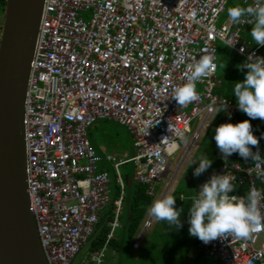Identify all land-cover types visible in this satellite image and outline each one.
<instances>
[{
  "label": "built area",
  "instance_id": "built-area-1",
  "mask_svg": "<svg viewBox=\"0 0 264 264\" xmlns=\"http://www.w3.org/2000/svg\"><path fill=\"white\" fill-rule=\"evenodd\" d=\"M228 1L43 0L22 126L27 200L47 264H70L93 232L109 192L107 171L99 168L102 161L112 162L119 192L112 200L105 241L90 256L94 264H101L105 244L119 228L124 191L118 166L131 161L133 182L145 185L144 192L153 196L154 184L169 166L167 158L191 122L187 152L219 110L222 124L229 123L235 108L227 101L221 109L224 99L213 92L216 68L197 82V101L181 107L172 99L174 88L187 82L188 66L205 49L224 44L245 60L264 57V46L245 36L252 24H233L228 15L218 23ZM237 2L248 7L257 0ZM97 120H111L129 131L134 147L130 158L115 161L95 153L87 130ZM163 137L169 140L161 141ZM215 156L219 165L194 185L192 203L214 174L236 177V190L229 195L246 197L253 186L264 190L259 162L230 163L220 150ZM151 219L149 214L144 219L133 248ZM197 247L210 264H264V230L248 239L199 241Z\"/></svg>",
  "mask_w": 264,
  "mask_h": 264
},
{
  "label": "clouds",
  "instance_id": "clouds-1",
  "mask_svg": "<svg viewBox=\"0 0 264 264\" xmlns=\"http://www.w3.org/2000/svg\"><path fill=\"white\" fill-rule=\"evenodd\" d=\"M228 16L233 24H252L251 38L256 45L264 46V3L261 0H257L254 6L230 7ZM240 51L243 53L244 49L241 48ZM215 53L216 50L205 49L204 54L188 66L187 82L174 88L172 99L178 106L185 107L200 98L196 85L215 70ZM236 67L241 71L247 69L244 80L234 83L233 95L236 97L238 109L250 119L264 121V57L250 55L243 64ZM226 104L227 101L224 100L221 104L222 110ZM213 138L224 160L233 153H238L245 161L264 160L259 152V139L254 136L249 120L235 125L221 124L215 129ZM167 140L169 137H163L161 141ZM253 148L256 149L255 152ZM211 163L207 156L202 155L193 175H201ZM258 178L264 183V174ZM235 180L236 177L229 174H214L200 187L198 196L189 209L190 236L208 244L228 237L248 239L254 233L264 230V210L261 207L264 190L253 186L246 197L229 195L236 190ZM175 203L176 198L172 195L157 199L149 207L148 214L157 222L166 221L176 229L181 228L179 218L183 208L176 209Z\"/></svg>",
  "mask_w": 264,
  "mask_h": 264
},
{
  "label": "water",
  "instance_id": "water-1",
  "mask_svg": "<svg viewBox=\"0 0 264 264\" xmlns=\"http://www.w3.org/2000/svg\"><path fill=\"white\" fill-rule=\"evenodd\" d=\"M42 3L43 0H4L2 6L0 20V264H47L27 200L22 126L23 99L29 62ZM121 127L128 131L124 126ZM95 153L102 158L100 152L95 151ZM129 162L132 164L131 161L126 163ZM132 171L126 183L125 209L119 231L120 248L125 240L128 220L126 207L129 200L128 189L133 182ZM112 196L113 193L110 194L109 191L107 202L102 209L103 213L112 202ZM91 234L86 237L70 264L87 244Z\"/></svg>",
  "mask_w": 264,
  "mask_h": 264
},
{
  "label": "trees",
  "instance_id": "trees-1",
  "mask_svg": "<svg viewBox=\"0 0 264 264\" xmlns=\"http://www.w3.org/2000/svg\"><path fill=\"white\" fill-rule=\"evenodd\" d=\"M4 0H0V20L2 15V6ZM242 6L237 2V0H229L225 6L223 12H225V16L228 15V9L234 6ZM252 28V27H251ZM251 28L246 31L248 36L250 37ZM246 60L236 54L234 51L230 50L224 44H217L216 46V86L214 87L213 92L220 98L230 102L234 105V113L230 118L229 123L235 125L244 120H249L252 125V130L254 136L259 139V152L261 158L264 159V121L260 119H250L245 113L241 112L237 107L236 97L233 95L234 83L242 82L245 78V74L247 69L238 70L237 65H241ZM222 66H225L224 68ZM223 115L219 110L210 122V126L205 130L209 131L211 137L215 136V129L222 124ZM89 134V129L87 130V135ZM202 137V136H201ZM203 138V137H202ZM219 150L216 146V142L213 138L212 142H209L204 147H202L203 156H207L211 161V169H216L219 165V162L215 156V152ZM254 152L255 148L252 149ZM227 161L232 163H238L241 166H246L248 164L253 163V161L248 160L245 161L241 158L238 153H233L231 156L227 158ZM130 163V162H129ZM262 166H264V160L259 162ZM125 164V163H124ZM100 169L110 170L108 164H100ZM131 170H133V165L131 164ZM129 175L126 174L123 178H121L123 183V199L121 210L119 213V223H121L123 212L125 209V193L127 189V177ZM193 186H191L192 190H188L186 192H181L176 187L173 188L170 195L176 198L175 208L181 209L183 208V212L180 215V222L182 224L181 228H174L169 225L166 221L155 222V229H153L150 233V236L153 240L147 245V248L152 250L153 257H150L149 262H145L146 264H174L179 259H186L188 256V252L185 250L187 247L191 246L196 248L199 243V239L194 236H190L189 234V209L192 205V195H193ZM145 185L140 183L132 182L129 186L128 194L129 200L127 205L128 217L126 223V232L125 238L127 240L134 237L138 234L139 229L147 216V212L149 207L152 205V196L147 195L145 192ZM119 192L118 184L114 183V190L112 200L115 199ZM182 193L183 198L179 200L178 194ZM113 205L112 202L105 209L104 213L101 210L98 215L97 222L94 226V231L91 234L88 242L86 244V252L88 253V261H85L84 258L74 260L73 263L82 262V264H94L91 260V255L99 252L101 246L105 241V235L109 230L108 222L112 216ZM120 231V227H119ZM118 235L115 234L114 237L109 238L106 242V250L110 249L111 252H115L118 240ZM76 259V258H75ZM192 264H210L211 259L208 258L202 251L198 250L194 254L191 259ZM102 262V261H101Z\"/></svg>",
  "mask_w": 264,
  "mask_h": 264
},
{
  "label": "rangeland",
  "instance_id": "rangeland-1",
  "mask_svg": "<svg viewBox=\"0 0 264 264\" xmlns=\"http://www.w3.org/2000/svg\"><path fill=\"white\" fill-rule=\"evenodd\" d=\"M224 17L225 12H222L219 16L218 23ZM218 23L216 25H218ZM245 35L248 36V33H245ZM194 124L195 122L190 123L189 132L186 133L185 137L177 143L178 149L167 158L169 166L163 174L162 180L154 184V195L152 196V203L157 200L163 189H166L163 198L168 196L172 189L175 187L181 192L192 190L191 186L195 185L198 180L205 179L206 172L210 171L211 168L209 167L201 175H193L194 170L199 166V158L203 155L202 147L213 141V138L211 137L209 131H204L200 134V137L197 139V141H195V146L191 147L187 152L186 144L189 135L194 128ZM88 129V140L95 151L109 153L114 157L115 161L118 159L124 160L134 154V147L132 145L133 139L131 134L121 126L117 125L115 122L111 120L95 121L90 125ZM111 163H108L111 169L107 171L109 180L108 189L110 191V194L113 193L115 183V172L112 168ZM118 172L120 173L121 178H123L126 174L129 175L131 173V163H125L118 166ZM117 231L118 230L116 229L115 234L117 233ZM85 247L86 245L76 256V261L82 258H84L85 261H88L89 257L88 253L85 251ZM111 254L114 253H111L110 249H105L103 252V257L101 259V264H117L115 255ZM131 255L133 256L135 255V253L131 252ZM132 256L131 258H133ZM129 262L133 263L130 258L127 263Z\"/></svg>",
  "mask_w": 264,
  "mask_h": 264
},
{
  "label": "crops",
  "instance_id": "crops-1",
  "mask_svg": "<svg viewBox=\"0 0 264 264\" xmlns=\"http://www.w3.org/2000/svg\"><path fill=\"white\" fill-rule=\"evenodd\" d=\"M98 121H100V120H98ZM127 132L129 133V131H127ZM100 153L101 154H109V153H102V152H100ZM108 184H109V182H108ZM159 197H160V195H159ZM155 222H156V220L152 217L150 225L145 229V231L143 232V234L141 235V237L139 239V243H138L137 248L132 247V243L136 240L137 234L134 237H132V239L127 240L125 238V240L123 241L122 246L120 248L119 247V233L120 232H119V228H117L118 231H117L116 235H118V237H117L118 244H117L115 252L114 251L111 252V253H114L111 255H115V259L117 261V264H146L145 263L146 261L149 262L148 260H150V257H153V254H152V250L147 248V245L153 240V238L150 236V233L153 229H155V226H154ZM119 227H120V223H119ZM141 229L142 228L140 227L139 232L141 231ZM114 236H115V230L113 232L112 237H114ZM185 250L188 252V256L186 257V259L185 258L179 259L174 264H192L191 259L194 256V254L196 253V251H198L199 249H198V247L194 248V247L189 246ZM131 252H134L135 255L132 256ZM131 256L133 258H131ZM129 258L133 261V263L132 262L127 263L129 261Z\"/></svg>",
  "mask_w": 264,
  "mask_h": 264
}]
</instances>
